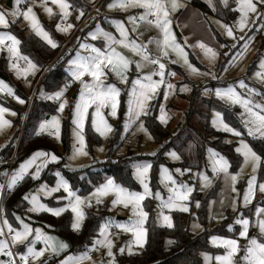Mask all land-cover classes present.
<instances>
[{"label":"rangeland","instance_id":"374dc122","mask_svg":"<svg viewBox=\"0 0 264 264\" xmlns=\"http://www.w3.org/2000/svg\"><path fill=\"white\" fill-rule=\"evenodd\" d=\"M7 1L8 0H0V10H6L7 12H11L16 7H19L22 10H26L27 6L31 5L33 8V12L38 18L41 26L45 29V31H47L50 34L51 38L57 43L58 46L56 48H53L54 50H57L58 48H60V46L66 43L67 37L70 36V34L76 29L77 25L81 22V20H83V18L87 14V11L84 9L83 4L87 3L93 5V3H95L97 0H74L75 2H71L70 0H68V2L72 5V8L69 9L71 15L66 20L63 21L60 18L59 8L56 5L52 4L51 0H25V3H22L20 5H16L15 0H12L11 6H7ZM201 1L206 3L211 10V12L207 13V15H204L200 10H198L195 6H193L191 4V0H177V3L181 6L177 7L175 11H172L169 7V19L171 20V30L175 34L176 42L180 43L183 46L184 51L188 54L189 62L192 63L195 67H197L201 73L209 72L212 75H215L216 79H213L212 75L205 76V75L190 74L187 71L186 67L182 66V62L177 64H171L168 62V60H162V62L166 64L167 70H171L177 73L175 77H169L167 75L165 76V80L167 82L176 85L175 89L168 90L169 94L167 99L164 98L163 93L165 91V88L164 86H162L159 92L157 93L155 99L150 101L149 109H148L149 114H154L156 120L162 126L167 127L170 131V136L165 137L163 139V144L161 142L158 143L149 132L145 124V119H144L145 116H142L140 119L143 121L144 127L147 129L148 133L152 137L151 139L143 131L138 130L139 122L133 124L128 130H125L124 128V125L127 121L126 112H127L128 91L131 87V81L135 79L138 75V73L135 70L134 64L131 66V70L127 73L128 76L127 84L120 83L119 80L111 74H109L108 77L109 82L115 83L117 87L121 89V94L119 97L120 103L118 107L117 116L115 118L110 116L109 109L102 110L108 123L112 125L113 131L107 134V136H100L99 133L94 131L91 128L92 109H89V119L88 122H86L85 130H84L85 142H86V147L84 148V151L87 152L88 155L86 156L79 155L74 160L69 159V157L72 155L73 152V143H74V139L72 135V129L74 125H72L71 123V109L74 104V101L78 99L80 84L78 82L73 83L66 90L65 98L68 101V105L65 107L63 113L57 112L59 102L51 101L41 96L40 94L41 90L46 94L52 93V92H46L43 89V87H41L39 91H37L36 97L38 99L48 100L51 104L56 105V111L52 114L44 115L42 117L35 119L34 118L30 119L27 131L30 134L39 131V124L42 121L51 119L53 115H58L61 119L60 139L57 140L56 137L54 135H50L47 130L41 132L44 133V136L50 140V146H42L36 148L34 151L20 158L16 162L12 170V174L14 173V171L19 169L21 163L28 160L32 156V154L38 150L47 153H54L60 158V160L58 163L55 162L47 163V166L42 168L39 179L36 180H33L31 177V173L34 172L36 169V165H33L32 168L29 170V174H26L23 180H20V182L23 183L22 189L24 195L36 194L40 202L45 203L48 207L55 208V207L64 206L67 203L66 200L58 201L56 199L59 196L66 195V193H63V190L57 193H53L52 195L46 197L43 192H37L39 186L41 184H47L49 187L55 186V183L57 181V177L55 176V173L57 171H59L64 176V178L67 179L66 176L67 172H74V171L77 172L79 170L91 166L93 163L97 164L103 162L108 158L110 153L111 143L113 142L112 144H114L115 147L114 153L112 154L113 157L128 158L132 170V178H133V168H132L133 162H150L152 164V168L150 171V188L152 189L153 193L159 191L164 199H167L169 193L167 192V189L164 187V185L161 183V175H160L161 166H164L170 170V172L173 174V177L177 180L178 184L183 182L188 184L189 186H194L195 190L191 193L189 197V201L185 202L189 206V212H181L178 210L169 211L168 209L163 210L164 214L171 216L172 222H173L174 212L182 213L183 225L191 233L199 234L203 232L205 229L207 230L214 229L222 224V222L224 221V219L227 217L228 214L235 215V219H236L237 216L239 215V211H243L244 213V211L249 208H252V212L249 213V215L244 214V216L252 221L255 220V217L253 215L254 207L264 206V194L259 193L258 187H257L255 199L252 201V204L249 205L248 207L242 206L243 192L247 187V180L249 179L250 175H252L251 166L250 165L245 166L244 171L240 173L238 177V181L235 187L240 193V198L237 200L238 211L233 212L230 205L232 203V197L236 196V193L230 192V189L225 184L223 173H219L216 175L212 173L211 162L209 159L210 154L208 152V149H212V148L209 147L205 148V163L203 164L199 162L197 156V145L201 144L200 133L203 132V128L205 125V119L204 117H202V114L208 112H209L210 125L216 131L226 134L225 137L226 141L228 143L233 144L235 149L239 146L240 140H244L245 142H247L252 147L253 150L254 148L251 144V140H264V138H260L259 136L256 137L248 136L247 130L244 128L243 124L241 123L240 114L243 112V109L239 105H232L230 103H226L225 101L218 99L215 95L216 88L227 87L229 84H234L236 81L243 79V77H246L247 80L245 79L246 80L245 83L249 87H254L257 90V93H259L258 95L261 96V100L257 102L254 101L253 100L254 95L250 93L249 94L245 93V89H240L239 87H237V91L245 97L250 96L251 99L256 103L264 102V94H262V92L264 91V83H262L259 79L255 78L253 75L255 71L259 70L258 67L259 62L262 58H264V5H261L257 2V0H254V3H257V12L249 13L248 23L241 30L238 27V21L240 18L239 11H236V16L230 23H226L215 16L216 9L218 8L216 1L219 2V4L223 7L231 5L233 6L234 9H236L238 7L237 0H227L226 5L223 2V0H201ZM113 2L114 0H106L103 5L104 7L102 6L100 8V10L102 9L104 12H106L107 18L104 21L98 19L93 25L91 26L86 25L79 32V35L77 36V43L75 44V50L71 54H68L69 57L68 59H66V62L62 66L66 74L68 68L67 62L70 58L76 55L77 51L81 52L82 55L88 54L86 50L78 48L79 43L92 44L97 47H101L103 45L102 43L99 44L98 38L101 39L102 41L103 39L101 37H98L95 40L92 39L89 35L90 32L95 31L97 27H99L106 32L112 33L115 36L114 31L107 26L108 24L106 25L103 24V22L105 21L112 23L114 28H115V25L113 23L114 21H123L125 27L129 30V39L130 40L136 39L138 43H147V41L150 38H152V36L154 38L156 37L160 38V34L158 30L153 26H148L143 21L138 22L136 32L131 31L133 24L128 21V17L134 15L133 13L134 10H138L136 16L139 17V15L144 12V9L139 7L127 8L123 10L118 7L109 8L108 5ZM45 4L47 5V7L52 8L53 10L52 15H49L44 10ZM81 11L83 12L82 16H80ZM118 14H121L120 17L117 16ZM77 16H80V18L76 19ZM7 18L10 22L9 26L12 23L11 21L15 19L14 23L18 22L20 26L26 27L27 33L36 35L32 31L29 21L24 20L22 15L16 18H13L11 16H8ZM69 23H71L73 27L67 31H58L56 28L57 24H60L61 28H67V25ZM224 24H227L228 26L233 28V37L227 36L224 28L221 26ZM0 31L10 33L8 28L0 27ZM241 37H243V39H241ZM199 43H203L207 47L212 48L217 53L216 58L214 60H210L207 56H205L204 51L198 46ZM245 43H248L247 51L244 50ZM221 45H223V47ZM114 47H116L117 51L121 52L123 55L129 57L133 61L139 59L138 56L133 55L130 51L120 47L119 45H114ZM148 48L150 51H153L155 49V45L149 44ZM242 52L243 55H240ZM169 53H170V59H178L176 54L172 53L171 50H169ZM237 57L238 59H236L235 61L238 60L237 63L240 64L238 68L229 77L223 78L221 81H219L217 79L219 77V74H221V72L225 68H228V66L232 64L230 62ZM22 62L24 63V67H20L21 69L26 67V62L24 61ZM3 63L4 65H0V68L3 67V73L8 79L4 80L0 77V81L6 83L9 87L13 89L16 95L24 99L25 95L28 96L30 88L28 86L22 87V91L24 95H20L17 92L16 90V88L18 87L17 85H19L20 80L23 79L24 77L20 76L18 78L15 70H13L10 67V58L7 52ZM152 70H153V66L147 65L143 69V72L148 73ZM40 72H41L40 69H38L34 75L29 74L27 78L31 77L34 83L38 78ZM153 78L159 79V77H153ZM200 80H204L206 82L204 89H208L212 93V96L216 99V101H219L227 110L233 112V115L236 117L237 120L236 125L229 124L226 121L225 116L221 111L218 110L209 111L208 106L202 100H199L197 103L193 105V107L195 108V112L193 116L188 120L187 113L190 108V98L196 88L194 86H197ZM185 84L188 86L189 90L185 92H181L180 87ZM6 92H7L6 89L4 91H0V107H6L10 110V112H15L16 115L13 116L10 115L9 112H6L4 113L3 116L4 119L11 122V126L10 127L5 126L3 130L0 131V185H2L1 180L4 178V176H6L5 173H7V167H2L4 161L2 160L1 155L4 152V150L9 148V146L16 145L18 132L20 136L22 123L24 121L25 113L28 108V101L25 102L24 104H20L16 99L12 101L9 98L2 97V93H6ZM161 104L164 105L165 111L168 116L166 124H162L158 119V116L160 115L159 108ZM214 112L222 113L224 122L228 123L231 127L239 130L241 132V136L237 137L229 132L218 130L220 128L219 124H217V126L214 127L212 124V120L214 118L213 115ZM66 120H69V122L71 123L69 130V144L67 147L64 146L65 134L63 130L64 122ZM180 128H183L184 131L180 133V138L179 140H177V145L173 146L171 145L172 138L174 135H177L179 133ZM101 148L103 149V151H100ZM172 151H175L180 156L179 160H174L169 155H166V153ZM214 151L217 152L216 150ZM152 153H155V155H152ZM217 153L224 156L219 152ZM238 155L240 156V154ZM240 157H241V162L238 165V167L235 169L232 168L231 163L229 162L230 173L236 174L240 172V168L243 163V157L242 156ZM225 158L228 160L227 157ZM44 160L45 158H38L36 164H41L43 163ZM263 163L264 160H262L260 167L257 169L255 173V175L257 176V184L264 183V178L260 177V171ZM65 165H70V167H66ZM178 168L182 170V174L177 173L175 171ZM184 169H191V171L190 172L183 171ZM49 171L51 173H48V175L51 174L54 177L52 183L50 184L43 176L45 172H49ZM197 173L206 174L212 180L211 186L201 190V181L197 176ZM107 177H105V179L101 183H103ZM133 180L135 181L138 187L135 191L142 192L143 188L134 178ZM29 184H33V186L26 189L29 186ZM94 187L95 186H92L90 189L84 191L78 189H73V190L76 191L77 194L81 196H87L88 193L94 189ZM200 195L203 196L204 198L210 197L207 203V222L205 225L202 224L196 217L198 207H196L195 202L199 201L197 199V196ZM112 199L113 197L111 195L103 198V204L101 205H96L95 202L93 201V206L84 207V211H86V209L88 208H93L95 209L96 213H100L103 216L102 217L103 220L100 222V224H102L106 220H111L113 223H126L129 217L131 216L130 208H124L122 205L113 206L111 204ZM221 201H223V204H221ZM25 202L27 203L25 212L23 213L14 212L11 218L5 215V217L7 218L9 223L13 226V228L19 230L20 224L16 220V216H19L25 221V223H28L33 229L41 228L46 234L52 236L54 238L53 243L56 244L57 247L60 241H63L68 245L67 249L60 250L58 255L53 254L50 251H46L44 257H42L41 260H47L48 264H60V261L64 260L66 257L80 255L84 251L91 248L93 241L96 238H98L99 228L97 231V236L91 241V243L87 244L84 249L71 251L69 243L63 237L49 230V228H47L44 224L38 222L36 216L43 213L44 211H41L39 213L29 212L28 208L31 207V205L27 201ZM146 202L150 204L149 210H151L153 214L155 223L159 226L167 227L166 225L163 224L162 219L159 218V213L161 211L159 207L160 201L154 198V196L146 197V199L142 202L144 211L148 213L147 219L144 224V228L146 229V241L142 248L139 247L138 245L133 244L132 254H129L127 245L131 240L134 239L132 234L123 232L121 229H118L116 227H112L109 230L111 233L109 238L112 239L113 241L112 251L115 255V264H117L118 257H125V258L136 257L138 261L142 259L148 238V231L146 225L151 215V213L148 211L146 207ZM254 204L256 205L253 206ZM67 212L70 215L71 223H72L73 214L71 213L70 210L65 211L63 214ZM83 223H82V227H83ZM194 223H198L201 227L194 229L193 228ZM234 228H237L236 235H219L213 233L209 235L208 244L214 250V252L213 253L205 252L203 254V264H217L215 257L217 255H223L225 253V249L222 246L213 244L211 239L212 237L230 238V239L238 240L241 247V252L238 254L236 259L239 260V257L244 254L243 249L246 246L247 241L239 236L241 226L236 224L235 221L233 225H231V231H229V227L227 229L229 232H234L235 231ZM81 229L79 231H74L73 229L72 230L78 233L81 231ZM5 230L7 231L6 228ZM256 231L257 229L255 227H250L249 236H252ZM43 247L44 245L39 242L36 245V248L38 250ZM122 247L125 249V251L123 253H120L119 249ZM14 248L17 251V253H23L24 251H26L24 244L21 243L15 245ZM104 253H105L104 249H100L99 251H92L90 253L95 264H101L102 261L104 262V264H107L109 258L106 257ZM205 254H207V256H209L211 259L206 261ZM3 258H4L3 256H0V259ZM37 264H39V262H37ZM84 264H89V262L85 261Z\"/></svg>","mask_w":264,"mask_h":264},{"label":"snow or ice","instance_id":"6c2138e0","mask_svg":"<svg viewBox=\"0 0 264 264\" xmlns=\"http://www.w3.org/2000/svg\"><path fill=\"white\" fill-rule=\"evenodd\" d=\"M225 5L227 0H223ZM261 5H264V0H257ZM25 3V0H15L16 5ZM51 3L59 8L61 20H66L71 12L72 5L68 0H51ZM238 7L234 11H239L240 18L238 21V27L242 30L248 23L249 13L257 12V3L254 0H237ZM177 0H114L113 3L108 5L109 8H135L139 7L144 9V12L137 16H129L128 21L133 24L132 32L137 31L138 20L145 22L148 26L155 27L160 38H150L147 43H138L136 39H129V30L125 27L123 21H114V25L119 32L120 38L117 39L112 33L106 32L103 29L97 27L95 31L89 33L92 39L101 37L104 44L101 47H97L92 44L79 43L78 48L87 51V55H82L77 51L76 55L68 60L67 76L68 79L64 82L58 90L46 94L41 90V96L45 99L56 101L58 103L57 112L63 113L65 107L68 105V101L65 98L66 90L73 84L79 83V96L74 101L71 109V123L74 125L72 129V135L74 139L73 152L69 157L70 160L76 159L79 155H88L84 151L86 147L85 142V125L89 119V109L91 112V128L99 133L100 136H107V134L113 131L112 125H110L103 113V109H109V115L112 117L117 116L119 107V97L121 89L117 87L115 83L109 82V74L116 77L120 83L127 84V73L131 70V66L135 65V70L138 73L137 77L131 81V87L128 91L127 100V121L124 125L125 130H128L133 124L138 123V130L143 131L151 139L152 137L144 127L143 121L140 119L142 116L149 115L150 101L155 99L157 93L164 86L165 91L163 93L164 98L168 97V90L175 89L176 85L167 82L165 76L175 77L176 72L167 70L166 64L162 60H168L171 64H177L182 62V66L186 67L190 74L196 75H212L209 72L201 73L200 70L189 62L188 54L184 51L183 46L176 42V37L171 30V20L169 19V7L172 11H175L179 7ZM44 10L52 15V8L44 5ZM23 16L24 20L29 21L32 31L44 40L52 48H56L57 43L51 38L50 34L45 31L41 26L38 18L33 12L31 5L27 6L26 10H22L19 7L14 8L11 12L6 10H0V27L8 28L9 20L8 16L13 18ZM83 12H80V16ZM77 16L76 19H79ZM153 17L154 19H149ZM15 22V19L11 21ZM227 36L233 37V28L227 24L221 25ZM73 25L69 23L67 28H61L60 24L56 25L58 31H67L71 29ZM142 35V34H141ZM243 39V37H241ZM251 39V38H249ZM8 42V43H6ZM21 41L13 34L9 32L0 31V51H6L10 58V67L15 70L17 77L23 76L25 80L29 74L34 75L38 70V65L34 63L28 56L23 55L20 50ZM149 44H154L155 49L150 51ZM114 45L127 49L133 55L138 56V60H131L129 57L123 55L117 51ZM198 46L204 51V55L210 60H214L217 53L210 47H207L203 43H199ZM223 47V45H221ZM175 53L178 59H170V53ZM244 50H248V43L244 44ZM240 55H243L241 53ZM234 58L230 63H235ZM15 61V62H12ZM19 61L26 62V67L21 69ZM153 66V70L144 73L145 66ZM259 70L254 72V77L264 83V58L259 62ZM87 77V79H86ZM153 77H159L154 79ZM213 79H216L215 75H212ZM237 87L240 89H246L248 93L258 95L257 90L254 87H249L244 79L236 81L234 84H229L227 87H218L215 89V95L218 99L230 103L232 105H239L243 112L240 114L241 123L247 130L248 136L264 138V102L256 103L251 97H245L237 91ZM7 90V93L13 96L20 104H24L26 101L15 94L13 89L9 87L3 81H0V91ZM188 86L182 85L180 87L181 92L188 91ZM209 90L205 89L207 93ZM9 112L10 115L15 116V112H10L6 107H0V131L5 126L10 127L11 122L4 119V113ZM160 115L159 121L162 124L167 123V113L163 104L159 108ZM214 118L212 120L213 126L220 125L218 130H223L231 133L234 136L240 137L241 132L236 128L231 127L223 120L222 113L214 112ZM48 131L50 135H54L57 140L60 139L61 132V119L58 115H53L51 119L42 121L39 124V132ZM227 142V141H226ZM79 145V146H77ZM100 151H103L101 148ZM235 151L243 157V163L240 168V172L233 174L229 172L230 163L222 155L215 152L213 149H208L210 154L209 159L211 162L212 173L214 175L223 173L225 184L230 189V192L236 193V196L232 197L231 208L233 212L238 211L237 200L240 198V193L235 187L240 173L244 171L245 166H251L252 175L247 180V187L243 192L242 206L248 207L255 199L257 187L259 193L264 194V183L257 184V176L255 175L257 169L260 167L262 157L258 155L252 147L240 140L239 146ZM155 155V153H152ZM174 160H179L180 156L175 152H168ZM38 158H45L43 163L36 164ZM60 158L54 153H47L44 151H36L32 156L21 163L19 169L14 171L11 178L7 182L8 190H11L18 181L23 180L26 174H29V170L33 165H36V169L31 173L33 180L39 179L42 168L47 166L49 162L58 163ZM70 167V165H65ZM133 178L140 184L143 191L130 190L128 187L123 186L121 183H117L114 177H107L106 180L95 186L87 196H81L73 190L71 184L64 176L57 171L55 176L57 181L55 186L49 187L47 184H41L37 189V192H43L44 195L50 196L53 193L63 190L62 195L57 197L59 200H66L67 203L61 207H48L45 203L40 202L36 194H25L22 199L27 201L31 207L28 208L29 212L39 213L41 211L48 212L53 216L59 217L65 211L70 210L73 214V221L71 227L74 231H79L82 228V223L86 219V213L84 207H92L93 201L96 205L103 204V198L112 196L111 204L113 206L122 205L124 208H130L131 216L126 223H113L111 220H106L99 226L98 238H96L92 247L84 251L78 256H69L60 261V264H84L88 261L89 264H95L90 253L92 251L105 250V256L108 257L107 264H115V255L112 251L113 241L110 239V228L116 227L123 232L131 233L133 240L128 245V252L132 254V245H138L143 247L146 241V229L144 228L145 221L148 213L144 211L142 202L146 197L154 196L160 201L159 207L161 209L159 218L162 219L164 225L168 228H172L173 222L170 215L164 214V209L169 211L178 210L181 212H189V206L187 201L191 193L195 190L194 186H189L186 183H177V180L173 177V174L164 166H161L160 175L161 183L167 189L169 195L167 199L161 196L159 191L152 192L150 188V171L152 164L150 162H133ZM177 173L182 174L181 169L175 170ZM183 171H191V169H184ZM5 175H7L5 173ZM201 181V190L211 186L212 180L204 173H197ZM171 185V186H169ZM4 185H0V195L3 194ZM196 207H199V201L195 202ZM223 204V201H221ZM3 209L0 208V213ZM253 215L255 220L252 221L246 218L243 211H239V215L235 219V223L241 226L239 236L247 241L246 246L243 249L244 254L236 259L241 252L239 241L230 238L212 237L213 244L222 246L225 249L223 255H217L215 260L217 264H264V206H255ZM16 220L20 224L19 230L13 228L6 217L0 219V256L7 257V259H0V264H48L47 260H41L44 257L46 251H50L53 254H59L60 250L67 249V243L60 241L57 247L53 243L54 238L46 234L41 228L33 229L28 223L16 216ZM201 226L198 223L193 224V228L197 229ZM255 227L257 231L249 236V228ZM5 228L7 233H5ZM231 231V226H229ZM34 233V235H33ZM44 245L39 250L36 248L37 243ZM18 243L24 244L26 251L23 253L13 252V247ZM172 243V241H169ZM125 249L122 247L119 249L120 253H123ZM18 256V260L17 257ZM50 258V257H49ZM211 259L205 254V260ZM101 264H104L102 261Z\"/></svg>","mask_w":264,"mask_h":264},{"label":"trees","instance_id":"16d2710c","mask_svg":"<svg viewBox=\"0 0 264 264\" xmlns=\"http://www.w3.org/2000/svg\"><path fill=\"white\" fill-rule=\"evenodd\" d=\"M70 1L75 2L74 0ZM105 1L106 0L100 1V8L104 5ZM216 3L218 8L216 9L215 16L226 23H230L236 16V11H234L233 6L230 5L223 7L219 4V2L216 1ZM191 4L200 10L204 15H207V13L211 12L209 6L201 0H191ZM83 6L88 12V7L85 4H83ZM118 15L120 16L121 14ZM106 18L107 17H100L99 19L104 21ZM8 30L21 41L19 45L21 53L28 56L29 59L38 65V69L41 71L38 78L63 46L62 45L57 50H54L36 35L27 33L26 27L20 26L18 22L11 23L8 27ZM68 57L69 55L59 61L56 66L41 79L37 91L43 87L46 92H54L64 84L66 79H68V76L63 70L62 66ZM0 60V65H4L3 61L5 60V54L2 55ZM17 86V92L20 95H24L22 91L23 86L20 84ZM194 87L196 88L190 98V108L187 113L188 120L195 112L193 105L199 100H202L208 106L209 111H221L229 124L236 125L237 120L233 115V112L227 110L219 101H216L212 95L210 97L203 96L199 85ZM24 99L26 102L28 101L26 95L24 96ZM55 111L56 105L51 104L48 100L38 99L37 97L33 99L29 110L27 123L21 137L19 154L16 162L23 156L34 151L36 148L50 146V140L48 138H46L44 135L35 137L36 132L30 134L28 133L27 128L30 119L52 114ZM202 117L205 119V125L203 132L200 133L201 144L197 145V156L199 162L203 164L205 163V148L209 147L227 157L233 169L237 168L241 162V157L236 153L234 145L226 142V134L216 131L210 125L209 112L203 113ZM144 119L145 124L153 138L158 143L161 142L163 144V139L170 136L169 129L162 126L156 120L154 114H149L145 116ZM70 125L71 123L69 120L64 122L63 130L65 134V147H67L69 144ZM183 131V128L179 129V133L173 136L171 145H177V140H179L180 133ZM112 143L109 156L103 162L97 164L93 163L91 166L77 172L74 171L66 173L67 179L73 189H78L81 191L90 189L92 186L100 184L107 176L114 177L117 183H121L123 186L128 187L131 190H136L138 188L137 184L132 178V170L128 158H114L112 154L114 153L115 147ZM251 144L254 150L262 157V160H264V140H251ZM14 146L11 145L9 148L4 150L1 155L3 161L11 156ZM2 167H7V165L3 163ZM48 173L51 172H45L43 176L50 184L52 183L54 177L51 174L48 175ZM260 177L264 178V163L262 164ZM3 179L1 181H3ZM32 186L33 184H29L26 189ZM22 188L23 183H21L20 187L15 190L12 197L7 201L4 209V216L7 215L9 218H11L14 212L23 213L26 211L27 203L22 199L24 196ZM209 198L210 197L204 198L201 195L197 196L200 206L198 207L196 217L204 225L207 222V203ZM255 205L256 204L253 206ZM149 206L150 204L146 202V207L151 215L146 225L148 238L142 259L138 261L136 257H118L117 264H203V254L205 252H214V250L208 244V238L211 233L219 235H236L237 232V228H234V232H229L227 229L229 226L233 225L235 221V215L232 214H228L221 225L214 229H205L199 234L191 233L183 225V214L180 212L173 213L174 226L172 228L162 227L155 223L153 214L151 210H149ZM251 212L252 208H249L245 210L243 214L249 215ZM85 213L86 219L84 220L81 231L78 233L71 229V218L68 212L60 215L59 217L43 212L37 215L36 219L38 222L49 228V230L63 237L69 243L71 251H77L84 249L86 245L91 243V241L97 236L100 222L103 220V216L100 213H96L95 209L93 208L86 209ZM169 241H172V243H169Z\"/></svg>","mask_w":264,"mask_h":264},{"label":"built area","instance_id":"2783aa9c","mask_svg":"<svg viewBox=\"0 0 264 264\" xmlns=\"http://www.w3.org/2000/svg\"><path fill=\"white\" fill-rule=\"evenodd\" d=\"M100 1L101 0H99V3H100ZM99 3H97L95 5H89V4L84 3L88 7V12H87L84 20L79 25V27L76 29V31L73 33V35L61 47L59 52L54 56V58L47 65V67L45 68V70L43 71L41 76L34 83H33V79L31 77L27 78L26 80H25V78L20 80L19 84L21 86H28L30 88V91H29L28 96H27L28 97V108H27V111L25 113L24 121L22 123L20 136H18L17 143L14 146V151L10 157H8L7 159L4 160V164L7 165V173H6L7 175L4 176V179L2 181V185H4V191H3V194L0 195V208L3 209V212L0 213V219L4 218V209H5L7 201L12 197L15 190L17 188H19L21 185V182H17L15 187L12 188L11 190H8V188H7V182L10 179V176L12 174V170L16 164V160H17V157L19 154V145H20L22 134H23L22 132L24 131V128H25L26 123H27L29 110H30L31 104L33 102V99L36 98V95H37L38 85H39L41 79L46 74H48L56 66V64L59 61H61L64 57H66L68 54L72 53L75 50V44L77 43V36L79 35V32L81 31V29L84 28L86 25H88V26L93 25L100 17H106V13H104L103 11L100 10ZM137 19H138V17H137ZM149 19H154V18L149 17ZM6 43H8V42H6ZM3 54H5V57H6V51H0V58L2 57ZM18 63H19L20 67H24V63L22 61H19ZM2 73H3V71H2ZM3 75L5 76L4 73H3ZM7 79L8 78L6 77V80ZM198 84H199L200 89H203L206 82L201 81ZM245 92L248 93L246 89H245ZM2 97L9 98L12 101L15 100V98L13 96L9 95L7 92L2 93ZM255 97H256V99H258V96L255 95ZM43 135H44V133H41L39 131H37L35 133V137H40ZM5 233H7L6 230H5ZM12 250H13V252L17 253V251L15 250L14 247ZM16 258L18 260V256Z\"/></svg>","mask_w":264,"mask_h":264},{"label":"crops","instance_id":"0c3cea01","mask_svg":"<svg viewBox=\"0 0 264 264\" xmlns=\"http://www.w3.org/2000/svg\"><path fill=\"white\" fill-rule=\"evenodd\" d=\"M97 3H99V0H97L95 3H93V5H95V4H97ZM87 4V3H86ZM90 5V4H89ZM104 7V6H103ZM100 8V7H99ZM102 10V9H101ZM103 11V10H102ZM104 12V11H103ZM137 12H138V10H134V15L136 16L137 15ZM104 13H106V12H104ZM86 16V15H85ZM118 17H120L119 15H117ZM85 18V17H84ZM84 18H83V20H84ZM83 20H81V22L77 25V27H76V29L79 27V25L82 23V21ZM138 22H139V20H138ZM103 24H108L107 26L108 27H110L113 31H114V33H115V36H116V38L117 39H119L120 38V36H119V32L117 31V29H116V27L114 28V26H113V24L112 23H110V22H107V21H105V22H103ZM76 29L70 34V36H68L67 37V40L73 35V33L76 31ZM152 38H154L153 36H152ZM157 38V37H156ZM98 42H99V44H104V41H102L101 39H99L98 38ZM243 53V52H242ZM238 62V60L237 61H235V63H232V64H230L229 66H228V68H225L222 72H221V74H219V77L217 78L219 81H221L223 78H227V77H229L237 68H238V66L240 65L239 63H237ZM243 79L245 80L246 79V77H243ZM247 80V79H246ZM245 80V81H246ZM201 81H204V80H200L199 81V83L201 82ZM199 85V84H198ZM206 85V84H205ZM262 89V88H261ZM201 91H202V95L203 96H208V97H210L211 95H212V93L210 92V91H208L207 93L205 92V89L203 88V89H201ZM246 93V92H245ZM249 94V93H248ZM262 94H264V91L262 92ZM256 96H258V99H256V97H255V95H254V101H260L261 100V96H259V95H256ZM18 182H20V181H18ZM5 217V216H4ZM3 259H6V257H4Z\"/></svg>","mask_w":264,"mask_h":264},{"label":"water","instance_id":"95a60500","mask_svg":"<svg viewBox=\"0 0 264 264\" xmlns=\"http://www.w3.org/2000/svg\"><path fill=\"white\" fill-rule=\"evenodd\" d=\"M11 4H12V0H8V1H7V6H11ZM2 71H3V67H2L1 70H0V77H1L2 79L6 80V77L3 75Z\"/></svg>","mask_w":264,"mask_h":264}]
</instances>
